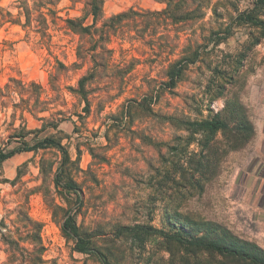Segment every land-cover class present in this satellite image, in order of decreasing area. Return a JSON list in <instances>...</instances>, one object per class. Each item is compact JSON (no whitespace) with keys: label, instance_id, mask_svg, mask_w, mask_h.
<instances>
[{"label":"rangeland","instance_id":"obj_1","mask_svg":"<svg viewBox=\"0 0 264 264\" xmlns=\"http://www.w3.org/2000/svg\"><path fill=\"white\" fill-rule=\"evenodd\" d=\"M21 1L0 0V148L54 140L68 152L62 175L82 194L79 205L55 189L63 161L54 148L0 164V264H101L61 233L70 209L109 264H250L119 230L144 225L229 246V145L241 144L240 110L253 117L264 93V38L251 27L218 44L210 36L253 0H102L105 18L139 14L123 27L135 39L110 44L118 61L122 47L136 63L123 85L111 73L87 83L88 105L74 92L88 65H72L78 37L60 20L82 16L83 0H27V27ZM170 3L182 20L148 15ZM194 51L197 62L166 90L169 63ZM215 115L227 128L210 141L186 126Z\"/></svg>","mask_w":264,"mask_h":264},{"label":"trees","instance_id":"obj_2","mask_svg":"<svg viewBox=\"0 0 264 264\" xmlns=\"http://www.w3.org/2000/svg\"><path fill=\"white\" fill-rule=\"evenodd\" d=\"M39 1V0H38ZM48 2H55L60 0H45ZM74 7L79 0H68ZM42 2V0H41ZM84 8L82 9V16L79 17H67L60 19L64 22L65 28L78 37V41L75 47V57L80 63H73L76 68H80L87 64V72L77 82V89L74 91L78 94L82 100L88 105L86 85L90 83L102 74L111 73L112 78L117 80L120 84H124L125 80L133 71L136 59L126 60L128 50L119 48V61L115 58L116 50L110 47L112 39L115 38L124 43L132 41L135 37L123 31V27L126 22L137 23L136 19H132L131 16H139L132 10L127 12H121L112 15L108 18L103 16V1L102 0H83ZM23 13L25 16V24L22 27H27L30 24V16L32 8L29 6L28 1H21ZM171 3L168 4L166 9L162 12L148 13V15H165L167 18L175 22L173 16H176L172 11ZM264 0H253L252 7L244 10L234 17H232L226 24L223 30L212 33L210 39L215 37L214 44L222 43L233 36L237 29L244 27L255 28L259 31L261 38H264V19L261 18L264 13ZM44 13H41V16ZM59 18V17H57ZM257 43V40L255 41ZM198 53L194 51L192 55L187 58H179L172 63H169L165 78L167 81H163L161 84L166 90L173 89L183 72L190 66L197 62ZM128 62V64H127ZM31 86H35L31 83ZM9 89V86H7ZM144 99V98H143ZM21 102H24L21 99ZM25 110L29 113L33 111L28 105ZM243 117L235 120L237 124V133H235V141L241 139L242 135L248 136L249 124L246 122L247 117L242 109ZM186 126L191 129L192 134L203 133L208 141H210L214 135L219 131H224L227 128V124L224 120L220 119L217 115L210 119H203L200 121L187 122ZM48 148H54L62 155V165L57 168L56 174L53 178V184L57 191L63 195H72L77 204L81 203V189L78 185L70 179H65L62 175V167L65 162L68 161V152L57 142L52 139H40L29 145L23 143V147H19L13 150H4L0 148V164L12 158L14 155L22 152H35L38 150H44ZM61 233L63 236L72 241L73 251L79 254L91 256L101 264H109L107 257L97 250L91 242L90 237L78 230L74 221V212L70 209L66 213L61 226ZM120 233H124L133 236L135 239L141 240V236L156 235L165 240H171L184 247H191L194 249H200L207 252H212L221 256L233 257L238 260L246 261L250 264H264V252H262L256 245L251 242L241 240L231 234L229 231V246L222 245L218 241L210 240L206 235L194 237L189 235L183 236L179 232L167 234L160 229H155L150 226L135 225L133 227H122L119 230ZM232 235V236H231Z\"/></svg>","mask_w":264,"mask_h":264},{"label":"crops","instance_id":"obj_3","mask_svg":"<svg viewBox=\"0 0 264 264\" xmlns=\"http://www.w3.org/2000/svg\"><path fill=\"white\" fill-rule=\"evenodd\" d=\"M251 105L248 136L229 145V231L264 252V93Z\"/></svg>","mask_w":264,"mask_h":264}]
</instances>
